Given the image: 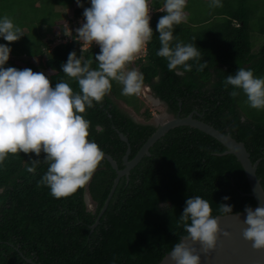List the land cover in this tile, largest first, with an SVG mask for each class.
<instances>
[{"label": "trees", "instance_id": "obj_1", "mask_svg": "<svg viewBox=\"0 0 264 264\" xmlns=\"http://www.w3.org/2000/svg\"><path fill=\"white\" fill-rule=\"evenodd\" d=\"M91 1L0 0L15 16L0 34V264H159L215 218L256 205L241 164L221 143L177 127L119 180L99 218L116 171L98 153L123 169L128 146L132 160L157 130L108 97L151 120L126 76L150 86L172 115L194 113L243 143L251 162L259 161L264 191V108L245 113L241 106L244 87L264 72V41L252 52L248 1L146 0L153 12L146 54L120 68L97 48L82 51L77 39L59 42L74 19L98 14ZM110 1L115 13L134 18L131 6ZM168 4L184 19L157 12ZM56 6L72 9V17ZM126 50L125 43L115 49Z\"/></svg>", "mask_w": 264, "mask_h": 264}, {"label": "water", "instance_id": "obj_2", "mask_svg": "<svg viewBox=\"0 0 264 264\" xmlns=\"http://www.w3.org/2000/svg\"><path fill=\"white\" fill-rule=\"evenodd\" d=\"M193 115L194 113H191L185 118L176 117L161 122L156 132L132 160H128L130 154L128 146L123 158L124 168L122 170H118L116 162L110 156L98 153L99 156L107 159L116 171V178L99 218L107 209L120 178L128 177L130 171L142 158L149 155V149L170 130L177 127H189L212 137L226 148L223 154H231L237 159L244 170L251 190L249 196L254 199L256 205L244 212L215 218L188 237L183 238L171 252L164 256L159 264H264V191L256 176L259 161L253 164L243 143H239L230 135L222 134L209 124L195 119ZM160 119L163 118L160 117ZM120 138L122 141L128 142L123 135H120ZM90 154L88 153V155ZM96 224L97 222L91 228L93 229Z\"/></svg>", "mask_w": 264, "mask_h": 264}, {"label": "clouds", "instance_id": "obj_3", "mask_svg": "<svg viewBox=\"0 0 264 264\" xmlns=\"http://www.w3.org/2000/svg\"><path fill=\"white\" fill-rule=\"evenodd\" d=\"M172 1H176V0H172ZM90 3H91L90 7H91L92 11L93 12L98 11V14L94 15L93 18L90 19V20H85L82 17L74 19L72 27L67 26L66 29H65V31H66L65 32V38L64 39H60L59 42L61 41L63 44L64 43H71L72 40L77 39V41H79V44L81 46L80 49L82 51H88V50H90L92 48L93 49L97 48L101 52H104L105 57L109 61H111L112 63H115L116 67H118V68H120L122 65H126L128 63H132L133 64V62L135 63L137 60L143 59L145 54H146V40H147V37H148L150 20H151L152 14H153L152 9L150 7V3H148L146 5L145 2H144L142 4V7L140 9H138V10H135V8H134V10H133L134 11V14H133L134 18L131 21L129 20L130 21L129 29L128 28L126 29L121 23L117 24L115 22L116 16L119 17L120 15L114 12V8L112 7L110 0H95V1H91ZM100 3H102V4H100ZM133 3L131 2L129 4V6L130 5H132L131 7L139 6L137 2H133ZM107 8H109L111 10V13H109V14H112V17L107 19V21H105V22H103L101 24V26H102V28L100 29L101 30V34L98 37V38H104L103 42H104L105 45L99 44L102 39L101 40L98 39L96 41L95 40L96 39V35L93 34V36H91L92 41H91L90 45H87V47H86L85 43L83 41V39H85V35H86V29L85 28L91 29V32L87 31V35H90L91 33H93V31H92L93 30V21H95L96 20L95 18H97L98 16L103 18L104 10L107 9ZM166 10H168L169 12H172L174 16H176L177 14H179L181 12L180 10L177 11V10L172 9L170 4L166 5L164 8L159 9L157 12H163V11H166ZM147 14H150V18H149L148 21L145 22L144 20H146ZM183 14H185V13L183 12ZM179 19H181V18H179ZM183 19H184V17H183ZM183 19H181V20H183ZM114 25H119V26H121V28H119L117 30H112L111 27L114 26ZM145 27L147 29H145ZM141 28H144V31H142L143 29H141ZM137 32H141L140 33L141 35H139V33H137ZM105 34L109 35L111 37H117V38L121 37V39L113 38L111 40L113 42L111 43L106 38ZM119 35H121V36L119 37ZM109 36H107V37H109ZM138 36H140L139 39H142V41L135 42V44L133 46V43L131 42L130 39H135L136 40ZM120 43H125V45H127V49H128V50H126L127 52H121V51H123L121 49L120 54H118L115 51L117 45L120 44ZM131 47L133 48L132 51H131ZM107 50H109L111 52L110 55H108L106 53ZM134 51L135 52H139L141 55H137L136 57H131L130 54H132L131 52H134ZM126 80L130 83L131 87L133 88L135 97L137 99H139L142 103L145 102L144 99L141 98V97L144 96V98H146V100L151 102L152 105L153 104H155V105L162 104V105H164L166 107V105L163 102H161L158 98L155 97V95L152 92V89L150 88V86L141 85L139 82L136 83L135 80L132 81L127 76H126ZM136 86L139 89H140V87L141 88L144 87L143 89H147V90L145 92L143 91L142 93H139L135 89ZM106 93H107L108 97L113 99V101L120 107V103H123V102L116 100L112 96V94L109 93L108 91H106ZM123 104H125V103H123ZM129 109L132 111V114L128 113L127 111H125V112H127L136 122L151 124V125H154L157 129H158L159 125L161 124V122H165L167 120H170V119H173V118H176V117H180L179 114L176 115V116L172 115L170 112H168V109L166 107L167 111L163 115H159V117H152L151 120H149L148 122H144V119L141 116L136 115L134 113V111L130 107H129ZM122 110L124 111V109H122ZM136 116L137 117L138 116L141 117L142 120H139ZM160 117L163 118V119L161 120ZM80 155H82V154H80ZM118 170H122V169L118 168ZM86 185L88 186V183H86ZM86 191H87V187H86ZM85 202H86V206H87L88 210L93 211L95 209V205L92 203L88 192L85 195ZM89 205L92 206V209L89 208Z\"/></svg>", "mask_w": 264, "mask_h": 264}, {"label": "rangeland", "instance_id": "obj_4", "mask_svg": "<svg viewBox=\"0 0 264 264\" xmlns=\"http://www.w3.org/2000/svg\"><path fill=\"white\" fill-rule=\"evenodd\" d=\"M118 1L121 2L122 4H125L126 7H128L131 2L132 3L133 2H137L139 6H137V5H136L137 7L133 6V7H131V9L134 10V8H135V10H138V9H140L142 7V4L146 0H118ZM118 1H116V2H118ZM247 1H248V7L250 8L249 9L250 10V15L253 18V21L251 23V26H252L251 27V35H252V45H253L252 46L253 47L252 48V52L258 53L259 50H260V48H261V46H262V44H263V41L264 40H263L262 36H258L260 33L256 32L257 29H258V27H259V25L256 22L262 16L264 17V0H247ZM148 3L149 2H145L146 5ZM100 4H102V3H100ZM75 5H77V3H74V6ZM130 6H132V5H130ZM55 10L58 11V12L63 13L64 14V17H65L64 19H67V18H71L72 17V11L73 10L70 9V8L56 6ZM109 13H111V10L109 8H107V9L104 10V14H103L104 16H103V18H101L100 16H98L97 18H95L96 20L93 21V30H92L93 33H91L90 35H87V31L88 32H91V29L85 28L86 29V35H85V39H83V41H84L86 47H87V45H90V43L92 41L91 36H93V34L96 35V39H95L96 41L98 39H100V40L102 39L99 44L105 45L104 42H103V39L104 38H98V37L101 34V30H100L102 28L101 24L103 22L107 21V19H109V18L112 17V14H109ZM118 14L120 16L119 17L116 16L115 22L117 24L121 23L126 29L127 28L129 29L130 21L127 20L125 14L123 12H120L119 13V11H118ZM184 15L185 14H183V12L181 11L176 16L178 18L183 19ZM14 17L15 16H11L6 11H3V10L0 9V34H3L4 31H6V30H8V29L11 28V24L14 22V20H13ZM149 18H150V14H147L146 20H144V21L145 22L148 21ZM259 20H258V22H259ZM64 24H65V22H64ZM59 27L57 25L55 27V29H54V31L58 35H60V29H59ZM141 29H143L142 31H144V28H141ZM145 29H147V28L145 27ZM254 32H256V33H254ZM137 33H139V35H141L140 34L141 32H137ZM105 36H106V38L111 43L113 42V41H111L113 38H117V37H111V36L106 35V34H105ZM107 36H109V37H107ZM120 36L121 35H119V37ZM139 37L140 36H138L136 40L135 39H130L131 42L133 43V46H134L135 42L142 41V39H139ZM117 39H121V37L120 38H117ZM132 50H133V48L131 47V51ZM106 53L108 55H110L111 52L109 50H107ZM131 53H132V54H130L131 57H136L137 55H141L139 52H135V51L134 52H131ZM1 72L2 71L0 70V73ZM41 72H42V75H43V79L44 80L48 79L49 76L51 75L50 72H47V71L41 70ZM2 76H4V75L2 74ZM132 81H134V80H132ZM0 84H1V82H0ZM0 87L2 88L1 85H0ZM136 87H135V89L139 93H142L143 91L145 92L147 90V89H143L144 87H142V88L140 87V89L138 87L137 88ZM257 87L259 88V93L262 94V97L264 98V72L256 75V77L252 80V82L249 83L248 85H246V87H244V89H243V93L241 95V104H242L241 106L243 107V111L245 113H247V109L248 108H250V107H257L258 110H259V112L257 111L258 114H263L261 110L264 108V103H262L258 99V96H254L252 94V92H256L255 89ZM247 92H248L249 95L247 94ZM259 93L256 92V95L259 94ZM8 98L10 99V95H7L5 97V99H7V100H8ZM141 98L144 99V101H145V102H143L144 103V106H145V109H149V112L154 115L153 116L151 114V117H159V115H163L167 111L166 110V107L164 105H162V104H160V105L153 104L152 105V103L149 102L148 100H146V98H144V96L141 97ZM120 107L122 109H124V111H127L128 113H131L132 114V111L125 104L120 103ZM137 118L139 120H142V118L139 117V116ZM89 208L92 209V206L89 205Z\"/></svg>", "mask_w": 264, "mask_h": 264}, {"label": "flooded vegetation", "instance_id": "obj_5", "mask_svg": "<svg viewBox=\"0 0 264 264\" xmlns=\"http://www.w3.org/2000/svg\"><path fill=\"white\" fill-rule=\"evenodd\" d=\"M172 116V115H171Z\"/></svg>", "mask_w": 264, "mask_h": 264}]
</instances>
